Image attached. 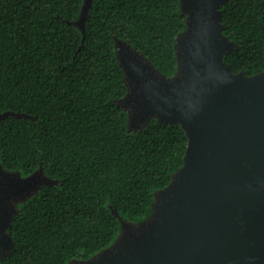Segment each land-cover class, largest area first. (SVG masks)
Segmentation results:
<instances>
[{"label":"trees","instance_id":"16d2710c","mask_svg":"<svg viewBox=\"0 0 264 264\" xmlns=\"http://www.w3.org/2000/svg\"><path fill=\"white\" fill-rule=\"evenodd\" d=\"M85 0H0V161L57 180L21 206L9 229L16 245L0 264H69L111 245L125 220L153 211L156 192L184 164L181 125L154 119L128 132L127 92L116 39L130 42L163 74L178 67L186 27L180 0H94L86 33L75 24ZM224 33L233 72L264 70V0H229Z\"/></svg>","mask_w":264,"mask_h":264},{"label":"water","instance_id":"95a60500","mask_svg":"<svg viewBox=\"0 0 264 264\" xmlns=\"http://www.w3.org/2000/svg\"><path fill=\"white\" fill-rule=\"evenodd\" d=\"M94 0L75 22L86 33ZM229 0H180L187 27L178 34V67L163 74L127 40L117 38L128 111V132L156 119L181 125L189 145L184 164L156 192L142 221L121 220L115 241L69 264H264V70L233 72L226 55L236 43L225 33ZM31 117L7 110L0 120ZM43 166L28 175L0 161V261L16 243L9 231L21 206L54 185Z\"/></svg>","mask_w":264,"mask_h":264},{"label":"rangeland","instance_id":"374dc122","mask_svg":"<svg viewBox=\"0 0 264 264\" xmlns=\"http://www.w3.org/2000/svg\"><path fill=\"white\" fill-rule=\"evenodd\" d=\"M125 220V219H124ZM127 221H130V220H127Z\"/></svg>","mask_w":264,"mask_h":264}]
</instances>
